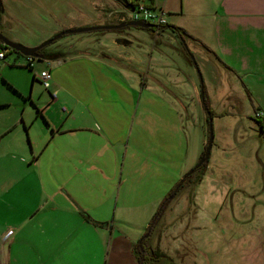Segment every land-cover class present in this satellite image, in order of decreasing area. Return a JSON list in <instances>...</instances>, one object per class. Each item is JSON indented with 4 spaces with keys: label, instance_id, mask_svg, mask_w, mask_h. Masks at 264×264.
Segmentation results:
<instances>
[{
    "label": "crops",
    "instance_id": "crops-1",
    "mask_svg": "<svg viewBox=\"0 0 264 264\" xmlns=\"http://www.w3.org/2000/svg\"><path fill=\"white\" fill-rule=\"evenodd\" d=\"M4 1L9 11L28 5L27 0ZM38 2L31 4L38 6ZM145 2L174 12L170 23L183 29L189 40L207 50L220 69L228 72L233 89L241 85L246 92L245 108H264V0H163L161 6L156 0ZM92 4L96 16L82 12L77 16L80 23L63 27L89 26L98 18L100 24L116 23L124 17L120 1L93 0ZM47 6L53 15L54 0L47 1ZM125 39L129 43L123 46L132 44ZM20 42L36 46L41 41ZM44 53L60 58L40 59L41 68L31 80L32 70L20 65L17 56L12 63L0 65V264H138L134 246L139 238L125 231V237L120 234L122 224H131L122 214L143 212L146 206L120 201L122 180L138 176L146 194L154 188L163 197L169 190L168 139L160 131L153 143L147 129L150 113L122 107L132 105L140 85L135 68L139 62L117 48L83 46L68 53ZM43 69H49L52 76L46 94L35 78ZM77 73L82 76L79 81ZM148 73L142 78L145 85ZM120 83L127 88L124 103L115 98ZM53 90L56 99L51 97ZM252 115L246 111L243 116L247 118L239 126V120L235 121V126L257 127L264 137ZM219 144L222 147L216 151L220 149L221 158L210 165L211 170L213 164L231 157L226 145ZM127 156L126 165L122 158ZM186 168L182 164L180 172ZM259 174L257 183L264 185V165ZM149 209L151 218L156 209ZM243 210L251 211V220L264 228L261 192L249 191ZM9 230L11 235H7Z\"/></svg>",
    "mask_w": 264,
    "mask_h": 264
},
{
    "label": "rangeland",
    "instance_id": "rangeland-1",
    "mask_svg": "<svg viewBox=\"0 0 264 264\" xmlns=\"http://www.w3.org/2000/svg\"><path fill=\"white\" fill-rule=\"evenodd\" d=\"M2 1L5 10L3 7L0 14V32L18 43L22 41L27 44L30 40H37L41 44L64 31L63 25L68 27L80 23L82 19L77 16H81L82 12L97 15L92 9L93 0H54L56 11L53 15H49L47 9V1L52 0H37L38 6L31 4L33 0H27V7L17 9L15 6L13 11H9L8 3ZM162 1L156 0V3L161 6ZM119 8L129 21L130 11L121 5ZM164 11L167 25H173L170 15L174 12L165 7ZM95 21L89 26L102 25L99 18ZM158 30L159 34L155 36L151 30L135 27L120 31L64 34L44 47L46 52L66 53L83 46L106 51L117 48L130 57L134 56L136 63L139 62L135 68L140 73V85L132 105L123 104L122 107L137 109L138 113H150L147 129L151 132L153 143L157 141L160 131L168 139L169 190L166 196L161 197L153 188L147 190L148 196L144 190L145 183L139 182L138 176L133 178L131 175L129 179L122 180L120 201L128 205L141 203L146 209L133 214L123 213L122 219L131 220V224H122L120 234L125 237L123 231L132 233L139 240L147 236L150 246L164 251L174 264H264V228L260 229L261 224L251 220V211L243 210L249 202V191H259L264 195V185L257 183L261 179L259 169H263L264 165V137L257 127L253 129L247 124L241 128L235 126V121L239 120V126L247 118L243 116L246 111L255 115L256 112H264V108H245L246 92L241 85L233 89L228 72L220 69L203 47L190 38H185L184 45L180 37L170 34L169 27ZM118 37H127L132 44L118 45L114 41ZM16 56L20 65H26V56L12 50L6 52V59H1L0 65L12 63ZM57 56L54 61L59 60ZM48 60L49 63L54 62ZM34 64L35 69L30 76L27 75L30 80L32 74L41 68L38 59H34ZM147 70L148 81L145 85L143 79ZM76 76L78 81L82 77L78 73ZM227 85L229 90L225 91ZM38 87L46 94L41 84ZM118 89V97L115 98L124 103L127 88L120 83ZM196 89L200 91V96ZM209 116L212 145L203 169L197 171L195 166L204 152L203 142L208 139ZM219 143L226 145L231 157L222 164H213L215 169L211 170L210 165L221 158L218 154L220 149L216 151L217 146L222 147ZM124 160L127 165L128 156L122 158V163ZM192 161L195 162L190 164ZM182 164L187 167L183 174L180 172ZM219 172H224V175ZM150 206L156 209L151 218L148 217ZM159 211L157 222L148 234L149 225L146 226V223L150 224ZM154 264L170 263L165 258H159Z\"/></svg>",
    "mask_w": 264,
    "mask_h": 264
},
{
    "label": "water",
    "instance_id": "water-1",
    "mask_svg": "<svg viewBox=\"0 0 264 264\" xmlns=\"http://www.w3.org/2000/svg\"><path fill=\"white\" fill-rule=\"evenodd\" d=\"M123 3L124 8L126 9H131V7L129 6V4H126V0H117ZM3 12V5H2V0H0V14ZM126 27H135V28H141V29H153L156 30L158 29V26L156 24L153 23H148V22H143V21H134V20H129V21H122L120 23H116V24H102V25H98V26H89V27H76V28H69L66 29L62 32H60L59 34H57L56 36L52 37L51 39L36 45V46H26L23 45L21 43L18 42H14L9 40L6 36H4L1 32H0V41L9 49L14 50L18 53H20L21 55L24 56H31L35 59H44V55L41 53V50L44 49V47H46L47 45L51 44L52 42L56 41L57 39H59L61 36H63L64 34H71V33H82V32H89V31H98V30H120L122 28H126ZM182 40L183 44L185 45V40L184 39H180ZM115 42L117 44L120 45H126L129 43V41L125 38H116ZM191 59L193 60V62L195 63L193 57L191 56ZM202 88V86H201ZM203 93V89H201V96ZM208 121H209V134H208V139H207V143L204 149L203 154L201 155L198 163L196 164L195 168H198L199 166H201L203 163H205L208 160L209 157V153H210V148L212 145V140H213V132H212V127H211V118L210 116L208 117Z\"/></svg>",
    "mask_w": 264,
    "mask_h": 264
},
{
    "label": "built area",
    "instance_id": "built-area-1",
    "mask_svg": "<svg viewBox=\"0 0 264 264\" xmlns=\"http://www.w3.org/2000/svg\"><path fill=\"white\" fill-rule=\"evenodd\" d=\"M126 4H129L131 9H129L131 13L130 20L134 21H143V22H148V23H153L158 26H167V19L165 17V11L161 7L156 6L153 2H145V1H138V2H132L130 0H126ZM121 21H127L125 17L121 18ZM5 50H0V60L4 59L5 57ZM34 59L31 56H26V65L27 67L34 69ZM35 78L40 81L42 86L45 89H49L51 85V72L49 69H43L37 73H35ZM52 99H56L57 97V91L53 90L50 91ZM62 110L68 111L65 106L62 107ZM255 118H264V112H256L255 113ZM262 131L264 133V124L262 126ZM12 230L8 231L7 235H11Z\"/></svg>",
    "mask_w": 264,
    "mask_h": 264
},
{
    "label": "trees",
    "instance_id": "trees-1",
    "mask_svg": "<svg viewBox=\"0 0 264 264\" xmlns=\"http://www.w3.org/2000/svg\"><path fill=\"white\" fill-rule=\"evenodd\" d=\"M119 22V21H118ZM115 22H110V23H106V24H114ZM117 23V22H116ZM170 28L171 33H173V35H176L178 38L180 37V39H184L187 38L185 32L183 29L174 26V25H167V26H160L158 29L163 30L164 28ZM153 30V29H147V30H151L153 31V33H157L159 30ZM115 31H119V30H115ZM7 50L10 51L11 49H9L8 47H6L1 41H0V50ZM14 51V50H12ZM16 52V51H14ZM18 53V52H16ZM20 54V53H19ZM186 54V53H185ZM45 58H51V57H55L52 56V54H43ZM53 55H58V54H53ZM102 54H100L101 56ZM28 70H32V68L25 66ZM12 89V87H10ZM14 90V89H13ZM208 119V118H207ZM256 120H258V122L261 125V128L264 124V118L260 119V118H256ZM206 146V145H205ZM205 149V147H204ZM207 162V161H206ZM205 163H203L201 166H199L198 168H196L197 171L203 169ZM161 211V210H160ZM160 211L156 214V216L151 220L149 227H148V234L151 232L154 224L157 222V219L160 215ZM147 236L146 237H142L140 240H138V242L135 244L134 246V254H135V258L138 264H154V262H156L159 258H165L166 260L169 261L170 264H174V262L171 260V257H169L164 251L159 250V248H154L151 247L150 244L147 241Z\"/></svg>",
    "mask_w": 264,
    "mask_h": 264
},
{
    "label": "flooded vegetation",
    "instance_id": "flooded-vegetation-1",
    "mask_svg": "<svg viewBox=\"0 0 264 264\" xmlns=\"http://www.w3.org/2000/svg\"><path fill=\"white\" fill-rule=\"evenodd\" d=\"M120 22H122V21H119V22H117V23H120ZM114 24H116V23H114ZM120 30H121V29H120ZM120 30H119V31H120ZM113 31H115V30H113ZM41 53H42V54H49V53H44V49L41 50Z\"/></svg>",
    "mask_w": 264,
    "mask_h": 264
}]
</instances>
